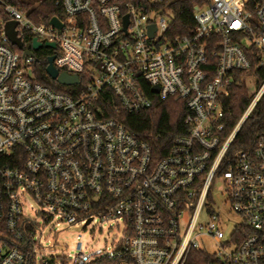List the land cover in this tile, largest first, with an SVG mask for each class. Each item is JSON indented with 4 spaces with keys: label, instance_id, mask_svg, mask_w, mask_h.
I'll use <instances>...</instances> for the list:
<instances>
[{
    "label": "built area",
    "instance_id": "built-area-1",
    "mask_svg": "<svg viewBox=\"0 0 264 264\" xmlns=\"http://www.w3.org/2000/svg\"><path fill=\"white\" fill-rule=\"evenodd\" d=\"M183 1L57 0L61 27L5 4L0 264H264V132L252 147L232 149L264 81L230 131L223 105L234 84L258 82L264 68V0H202L193 6L194 26L175 34ZM8 21L17 23L22 50L5 33ZM34 39L55 44L48 48L55 67L79 78L74 93L36 80ZM147 89L186 102V132L159 158L108 116L109 107L150 108ZM216 178L224 180L226 208L216 200ZM96 217L116 221L121 237L49 255L56 227H86ZM205 238L212 250L201 245Z\"/></svg>",
    "mask_w": 264,
    "mask_h": 264
},
{
    "label": "trees",
    "instance_id": "trees-1",
    "mask_svg": "<svg viewBox=\"0 0 264 264\" xmlns=\"http://www.w3.org/2000/svg\"><path fill=\"white\" fill-rule=\"evenodd\" d=\"M57 0H0V21L7 17L5 4L9 3L19 7L36 21L48 22L55 15H61L62 9L56 5ZM202 0H184L176 12L174 25L175 34H184L194 26L193 6ZM54 52L49 49L36 52L39 59L35 65V77L40 83L50 86L56 91L74 93L73 88L56 83L47 74L48 57ZM258 85L264 81V68L258 72ZM152 106L140 113H116L109 107L108 116L122 122L125 127L136 137L146 141L151 146L154 156L159 158L169 149L172 139L176 134L186 132L183 118L186 114V102L170 98L161 100L159 96L152 95ZM252 95L245 86L238 82L231 87L228 94L223 97L226 110V128L230 131L238 122ZM264 132V94L250 116L244 122L236 136L232 149H247L253 146L256 136Z\"/></svg>",
    "mask_w": 264,
    "mask_h": 264
},
{
    "label": "rangeland",
    "instance_id": "rangeland-1",
    "mask_svg": "<svg viewBox=\"0 0 264 264\" xmlns=\"http://www.w3.org/2000/svg\"><path fill=\"white\" fill-rule=\"evenodd\" d=\"M242 84L250 94L258 87L257 78L255 77L244 78ZM214 191L218 204L226 208V205L223 204V201L226 199V192L224 180L222 178L215 179ZM27 201V207H29V204L33 203V201L31 199ZM208 221L209 215L204 212L200 217V223L206 226ZM54 230H56V236L50 235L48 238L50 243L54 244V241L57 243L51 251H49V255L51 256L74 255L80 251L104 248L121 237V229L117 227L116 221L112 219L103 220L99 217H96V219L86 227L84 225H77L66 228V225L62 224ZM46 232L48 233L49 229L46 228ZM201 245L205 246L208 250L213 249L212 240L210 238H205L201 242Z\"/></svg>",
    "mask_w": 264,
    "mask_h": 264
},
{
    "label": "water",
    "instance_id": "water-1",
    "mask_svg": "<svg viewBox=\"0 0 264 264\" xmlns=\"http://www.w3.org/2000/svg\"><path fill=\"white\" fill-rule=\"evenodd\" d=\"M51 23L58 27H61V23L56 17H53L51 19ZM16 25H17L16 21H8L5 26V33L7 37L9 38L10 42L13 45H15L18 49L22 50L24 45L21 39L17 36V32L15 30ZM151 28L152 30L154 29L153 26ZM41 46H42V43L38 42L36 39L33 40V43H32L33 49L39 50ZM44 46L46 48H55L54 43H45ZM25 53L29 54L31 52L29 50H26ZM54 58H55L54 56L48 57V66L46 69L48 76L51 79L56 80V82L61 85L71 86V85L79 83V78L77 76L69 75L66 72H59V70L53 64ZM152 92L158 93L159 88L157 86H154L152 88Z\"/></svg>",
    "mask_w": 264,
    "mask_h": 264
},
{
    "label": "flooded vegetation",
    "instance_id": "flooded-vegetation-1",
    "mask_svg": "<svg viewBox=\"0 0 264 264\" xmlns=\"http://www.w3.org/2000/svg\"><path fill=\"white\" fill-rule=\"evenodd\" d=\"M45 49H48V48H46L45 46H41L39 50H45Z\"/></svg>",
    "mask_w": 264,
    "mask_h": 264
}]
</instances>
